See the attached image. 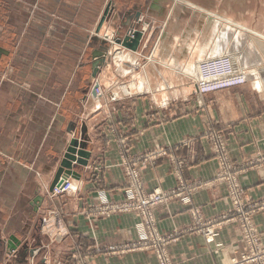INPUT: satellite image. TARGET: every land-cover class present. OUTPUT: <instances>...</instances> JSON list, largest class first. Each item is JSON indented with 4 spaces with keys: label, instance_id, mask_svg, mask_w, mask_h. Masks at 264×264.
<instances>
[{
    "label": "crops",
    "instance_id": "0c3cea01",
    "mask_svg": "<svg viewBox=\"0 0 264 264\" xmlns=\"http://www.w3.org/2000/svg\"><path fill=\"white\" fill-rule=\"evenodd\" d=\"M261 1L148 0L147 12L163 19L165 29L156 60L123 92L115 87L120 79L108 62L100 81L92 54L102 51L86 42L101 4L112 3L114 16L103 35L116 39L125 32L119 27L137 19L146 0L2 1L0 72L8 73L0 84V264H80L83 258L89 264H157L148 250L110 251L139 237L138 220L119 212L100 216L95 208L125 200V164L138 162L147 191L169 190L177 184L172 161L182 158L185 181L202 185L192 195L202 222L221 220L231 202L227 188L214 182L218 162L203 136L207 130L224 133L233 162L249 163L240 182L251 199L264 200V43L256 48L257 39L250 38L264 33L254 32L258 29L243 21L248 16L238 7ZM180 50L184 64L177 61ZM223 54L253 68L248 82L196 93L198 62ZM207 63L204 76L215 71ZM97 80L105 87L101 96L90 89ZM81 135L88 163L77 165L76 175L67 179L76 189L53 195L49 190L67 147ZM51 208L63 213L69 230L56 245L38 232ZM156 216L160 232L177 234L169 246L174 264H227L244 250L240 230L230 222L207 244L190 230L192 215L179 199L159 206ZM255 224L264 242V210Z\"/></svg>",
    "mask_w": 264,
    "mask_h": 264
},
{
    "label": "rangeland",
    "instance_id": "374dc122",
    "mask_svg": "<svg viewBox=\"0 0 264 264\" xmlns=\"http://www.w3.org/2000/svg\"><path fill=\"white\" fill-rule=\"evenodd\" d=\"M2 1L3 0H0V5ZM147 1L148 0H146V3H141L143 5L141 6L143 7V12L141 11L136 14L138 15L137 19H135L129 26L122 25L119 27H122L121 29L125 31L122 36L124 38H126L127 36L136 38L135 33H140V41L136 50L125 47V45L122 44V40H124V38L122 39V37H117L116 39H114L110 38L109 36L103 35V28L105 24L109 22L114 16V9H112L111 6L112 3L109 2H107V4L103 3L104 5H100V12L97 16L95 31L93 30L94 32L87 38L86 45L89 43L88 46L91 45V47L93 45H96L97 47L100 46L99 49L102 51L101 55L97 56L98 58L95 57L94 54H92V61L98 60L97 73L98 76H100V81H103L105 79V73H103V71L104 69L108 70L107 68H105L106 63L108 62L107 65L113 72H115L117 78L119 77L120 79V81L116 83L115 87H117L122 92L123 90H130L129 88H131L135 76L141 73L144 74L147 66L156 60V48L165 29V21H163V19H153L150 17L146 8L148 6ZM228 5L231 6L233 4ZM234 6L236 9L240 8L239 14L242 15V17L248 16L243 18V21L251 23L252 26L258 29L253 30L254 32L257 31L258 34L261 32L262 34L264 33V2L261 1L240 3V5L238 6L239 8L237 7V4H234ZM245 7H249L250 10H252L249 12V9H246ZM181 22L182 27H184V20H182ZM253 31L250 30V32ZM181 37V35H177L174 37V39H177L178 45L183 47L184 44L181 43L182 41H180ZM250 38L257 39L256 48H259L261 45H263L262 43H264V34L260 36L251 35ZM115 44L119 45L111 50L112 46H114ZM122 46L130 52L132 59H128L127 54L129 52L123 49ZM178 57L179 59L177 61H180V63L184 64L186 58L183 56V53H181V50L180 52L178 51ZM122 61L124 62L123 66H121ZM206 63L214 67L215 73L217 72V74L215 75H217L218 77L220 76L223 78L229 75L239 74L246 76V80L244 81V83L231 88L246 84L249 79L248 75L250 74V70L253 69L236 65L233 57L228 54L204 59L201 62H198L196 67L197 74L192 83L193 88H195L194 91L199 94H210L226 89H231L226 88L213 92H200L199 87L202 86V82L206 81V78H209V76L212 75L211 74L204 76L200 74L203 68L202 66H205ZM262 67H264V65ZM179 72V74H184L183 70L182 72ZM7 73V68L4 69V71L0 72V84L6 79ZM99 83V80L94 81L90 89H92L93 92L97 95L101 96L105 92V87L103 85V82L100 83L101 85ZM182 88H184V85H182ZM203 136L210 142L212 152L217 159L218 168L214 182L223 184L227 188L228 198L231 202L230 212L222 216L221 220L218 219L202 222L203 219L200 215V210L192 206V195L198 188L202 187V185L197 183L189 184L185 181L183 172L187 165L182 158H176L174 161H172L173 174L176 177L177 184L175 188L169 190L154 189L152 191H147L144 187V181L141 176L140 165H138V162H129L128 164H125L126 185H124V201L128 202L126 208H122L120 206L121 202H114L109 205L102 203L100 204V207L98 205L99 208L96 207L95 209L100 216H108L117 212L134 215L138 220L137 230L139 231V237L126 244L110 246V251L126 252L148 250L154 253L157 264H174L170 258L169 246L172 242L175 241V238H177V234L166 235L160 232L156 210L159 206L168 204V202L173 199H179L181 203L186 206L190 215H192L193 225L190 230H196L198 233L202 234L207 244H214L216 242V239L220 235V231L224 223L230 222L236 224L237 228L240 230L242 241L244 242V250L239 257L232 258L227 264H264V242L262 240L261 233L255 224L256 215L264 210V200L251 199L247 195L246 190L240 182V175L245 171L249 163L239 165L233 162L228 140L225 137L224 133L220 130H207L204 132ZM81 137L82 135L78 139H80ZM262 159H264V157ZM204 185H208V183H205ZM54 188L53 190H51L50 188L49 191L53 195L57 196L69 194L72 192L67 191L61 194H55ZM131 190L134 192H139L144 196L152 195L153 193L159 191L164 199L161 203L155 206H145L140 202H138L137 204H132L135 202V198H131ZM131 205L133 206L131 207ZM117 206L118 208H116ZM107 208L109 210H107ZM58 220H60L61 226H64V228L67 229V234H69L64 215L60 210L56 208L47 210L39 224L38 232L41 237H44L47 240V243H49V245L60 244L66 238L65 237L62 240H58L55 238V234L57 232L54 231L55 228L53 227V225ZM45 225L47 229H44ZM219 245L220 244H218V246ZM79 263L89 264L88 259L86 258L80 259Z\"/></svg>",
    "mask_w": 264,
    "mask_h": 264
},
{
    "label": "built area",
    "instance_id": "2783aa9c",
    "mask_svg": "<svg viewBox=\"0 0 264 264\" xmlns=\"http://www.w3.org/2000/svg\"><path fill=\"white\" fill-rule=\"evenodd\" d=\"M213 73L214 74L209 76V78H206L207 79L206 81L202 82V86L199 87L200 92H204V93L205 92H211V91L213 92V91H217V90L231 88V87H234V86H237V85L244 83V81L246 80L245 75H240V74L239 75H229V76L222 78L220 76L218 77L217 75H215V74H217V72L215 73V71H214ZM215 77H217V78H215ZM75 189L76 188L72 187L71 182L69 180H67V181H65L64 184L56 185L54 188V192H55V194H61V193L67 192V191H75ZM131 192H132V194L130 195L131 198H133V199L135 198V202L132 204H137L138 202H140L141 204H143L145 206H155V205H158L159 203H161L164 199L159 191L153 193L152 195H148V196L141 195L139 192H134L132 190H131ZM127 203L128 202L124 201L120 204V206L122 208H126ZM132 206L133 205H131V207ZM116 208H118V206ZM107 210H109V209L107 208ZM53 227L55 228L54 231L57 232L55 234L56 239L62 240L68 235L67 229L64 228V226H61L60 220L55 222ZM44 229H47L46 225H45Z\"/></svg>",
    "mask_w": 264,
    "mask_h": 264
},
{
    "label": "water",
    "instance_id": "95a60500",
    "mask_svg": "<svg viewBox=\"0 0 264 264\" xmlns=\"http://www.w3.org/2000/svg\"><path fill=\"white\" fill-rule=\"evenodd\" d=\"M135 36L136 38H131L130 36L124 38V40H122L123 45L130 49L136 50L140 41V33H137ZM86 148V138L83 135L80 139L76 137L70 141V144L67 147L66 153L61 162L60 171L51 186V190H53L56 185H61L64 183V181L67 180L71 175L75 176L76 172H74L73 169L76 168L77 165H87V158L89 154L86 152Z\"/></svg>",
    "mask_w": 264,
    "mask_h": 264
},
{
    "label": "bare ground",
    "instance_id": "6f19581e",
    "mask_svg": "<svg viewBox=\"0 0 264 264\" xmlns=\"http://www.w3.org/2000/svg\"><path fill=\"white\" fill-rule=\"evenodd\" d=\"M132 38V37H131ZM128 59H132V57H131V55L129 54L128 55ZM123 64H124V62L122 61V64H121V66H123ZM202 85V84H201ZM71 182V181H70ZM71 185H72V187L74 188V186H73V183L71 182Z\"/></svg>",
    "mask_w": 264,
    "mask_h": 264
}]
</instances>
